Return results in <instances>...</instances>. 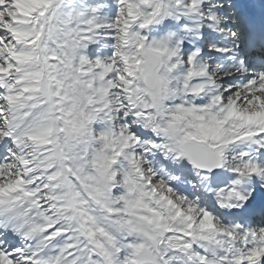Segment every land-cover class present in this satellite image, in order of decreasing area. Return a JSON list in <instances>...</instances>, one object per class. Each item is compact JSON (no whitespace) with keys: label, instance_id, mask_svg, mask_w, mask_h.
Wrapping results in <instances>:
<instances>
[{"label":"snow or ice","instance_id":"snow-or-ice-1","mask_svg":"<svg viewBox=\"0 0 264 264\" xmlns=\"http://www.w3.org/2000/svg\"><path fill=\"white\" fill-rule=\"evenodd\" d=\"M0 264H264V0H0Z\"/></svg>","mask_w":264,"mask_h":264}]
</instances>
